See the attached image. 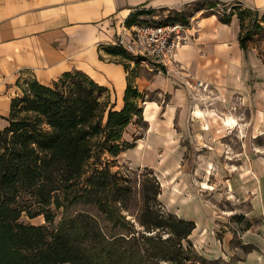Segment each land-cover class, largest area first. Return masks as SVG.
<instances>
[{"label": "crops", "instance_id": "0c3cea01", "mask_svg": "<svg viewBox=\"0 0 264 264\" xmlns=\"http://www.w3.org/2000/svg\"><path fill=\"white\" fill-rule=\"evenodd\" d=\"M236 4L251 13L253 22L264 24V0H0V92L1 85H9L21 71L28 72L27 75L42 85H49L63 73L76 70L107 89L110 104L114 110H120L127 77L124 64L131 62H110L100 53L110 57L105 52L107 47L129 41L128 30L133 25L127 27L125 21L138 18L149 21L147 23L173 21L188 25L187 33L191 38L186 45L167 54L166 67L161 69L152 64L154 68H146L150 77L135 79L139 91L163 96L166 101L162 104L156 99L146 101V104L154 105L149 118L145 115L144 103L142 117L147 129L143 137L136 139L131 150L146 142L150 132L156 131L159 124L155 127L153 119L157 118L162 127L178 135L182 149L180 170L193 158L182 174L188 176L187 184L191 185V179L197 178L198 172L202 173L204 169L197 168L198 157L206 155L209 144L217 160L226 161L228 154H219L218 145L224 147L219 134L233 132L224 124V118L234 119L237 114L231 110L235 99L238 98L243 107L251 105V98L257 92L256 85L264 84V57L249 44L250 39L247 48L242 49L237 16L232 15L228 23L219 19L222 10L228 12ZM98 46L102 50L99 51ZM245 94L247 102H244ZM11 99L0 116L3 121L0 128L7 125L5 119L9 115ZM196 112L200 114L196 115ZM237 125L244 134L246 125ZM171 142V137L165 141L166 145ZM201 147L208 151H201V154L198 151ZM156 148L159 153L163 152L161 145ZM243 148L240 154H244ZM246 159L247 163L253 164L252 158ZM172 187L177 189L176 181ZM160 188L162 194L161 185ZM188 195L192 194L185 189L183 196ZM256 195L252 193V197ZM194 196L199 194L195 192ZM163 204L168 209V205ZM201 208L206 216L207 209L211 210L203 204ZM178 209L176 206V213ZM261 211L264 214L263 208ZM181 220L193 222L197 235L204 229L203 226L197 229L195 219L183 217ZM218 222L213 214L212 231L207 235L210 246L204 248L203 259L210 264H264V224L259 226L263 229L257 237L247 236L250 232L243 236L245 246L250 244L253 249L245 254H235L229 248L231 236L217 239L215 226Z\"/></svg>", "mask_w": 264, "mask_h": 264}, {"label": "trees", "instance_id": "16d2710c", "mask_svg": "<svg viewBox=\"0 0 264 264\" xmlns=\"http://www.w3.org/2000/svg\"><path fill=\"white\" fill-rule=\"evenodd\" d=\"M232 15L240 22V45L246 49L250 34L243 33L250 26L256 27L257 22L237 4L219 19L228 23ZM132 21L133 18L126 20L125 25L132 26ZM167 23L175 22L158 24ZM105 52L110 57L141 61L114 46ZM127 65L124 64L127 77L120 110L110 104L108 90L81 71L65 72L49 85L21 77L16 81L17 87L21 81L24 84L18 87L21 96L11 99L7 125L0 128V264L190 261L181 255L190 251L189 236L195 229L191 221L158 214L146 206L138 224L144 232L154 234L129 239L134 242L132 249L120 245L125 242L122 236L112 235L109 240L102 226L111 219V203L122 190L115 174L110 173L112 160H103L102 156L106 153L112 159L132 149L136 139L132 144L125 142L123 133L131 123L145 124L139 103L144 102L146 93L134 84L137 76L129 77ZM154 183L158 185L156 180ZM74 206L80 208L67 214ZM59 210L61 220L52 227ZM23 213L30 219L43 216L47 226L19 223ZM162 232H168V237L162 239ZM98 249L102 254L99 263Z\"/></svg>", "mask_w": 264, "mask_h": 264}, {"label": "rangeland", "instance_id": "374dc122", "mask_svg": "<svg viewBox=\"0 0 264 264\" xmlns=\"http://www.w3.org/2000/svg\"><path fill=\"white\" fill-rule=\"evenodd\" d=\"M132 22H134L133 26L149 24L147 23L149 21L138 18L133 19ZM248 31L250 34L248 36L250 39L249 44L255 46L259 50L260 55L264 57V24H257L256 27L254 26L245 30L243 35H246ZM114 47L121 49L117 46ZM97 49L99 51L102 50L99 46ZM100 54L103 59L110 62L127 61L119 56L107 57L102 53ZM127 59L129 58L127 57ZM130 62L127 65L129 66V77H150L151 73L147 72L146 68H154L152 66L153 63L150 61L137 62L136 59L130 60ZM27 74L28 72H18L16 80L13 78L10 84H7L5 87L1 85L0 116L5 113L4 108L8 99L21 96V91L18 87L24 84L21 81L17 87L16 81L18 78H24L23 80L33 79ZM134 84L136 85V80H134ZM256 89L257 92L251 98V105L248 104L247 107H243L240 100L236 98L231 110L234 113L237 112V114H233L234 119L232 117L224 118V124L228 128L233 129V132H221L219 134V136H222L219 141H222L224 147L223 145H218L219 142L217 143L220 148L219 154H228L226 161L223 160L221 162V159L217 160L214 151L210 148V144L208 145L209 151L206 148H198L200 152H208L206 155L198 157L199 164L197 168L204 169L201 171L202 173L198 172L197 178L191 179V185L187 184V180H189L188 176L182 174L190 167L193 158L188 163L186 162L180 170L182 149L179 146L178 135L174 131L162 127L159 120L155 117L153 119L154 126L156 127L158 124L159 126L156 128V131H153L158 134H154L153 131L150 132L146 142L139 143L138 147L134 150L129 149L120 153L116 158L111 159L106 153L102 156L103 160H112L109 164L110 173L115 174L117 183L122 188L119 195H116L115 201L111 200L113 210L111 219L109 218L102 223V226L107 230H104V232L108 239L112 235L122 236L125 242H120V245L123 248L132 249L131 242L132 244L134 242L131 240L133 238L139 239L142 234L147 236L153 235L154 232L152 234L144 232L143 228L138 224L142 211L146 206H149L157 211L158 214L169 215L172 218L181 219L185 217L195 219L198 224L197 229H200L202 226L204 227L201 234L197 235V230L194 229L189 236L191 242L190 251L187 250L181 255V258L187 257L190 259L185 264H210L203 257L205 255L204 248L209 249L208 247L210 246L207 244V235L212 231L211 222L213 214L219 220L215 226V235L220 240L225 235L231 236L229 244L231 252L245 254L253 249V246L250 244L245 246L243 236L250 232L247 236L257 237L258 232L264 226V214L261 211V208L264 209V84L260 86L256 85ZM155 99L161 104L166 101L163 96L146 94L144 102H140L139 106L143 107L146 101ZM247 99L248 96L245 94L244 102H247ZM145 105V115L149 118L151 106L154 105L146 103ZM195 114L199 115L200 113L196 112ZM237 124L246 125L244 134L238 130ZM0 125L3 126V121L1 120ZM146 129V123L138 122L133 127L128 125L122 135V140L132 144L138 137H143ZM169 137L172 138V142L166 145L165 141ZM157 145L163 147L162 153H159L157 150ZM242 148L244 154H240ZM138 149L139 151H136ZM247 157L252 158L253 164L251 162L250 164L247 163ZM93 161L94 159L90 161L87 170L92 166ZM140 164L149 165L150 167ZM251 169L253 173H251ZM163 172L167 174L164 175L166 181L163 180L160 174ZM178 178H180V181H177ZM154 180L158 183L157 186ZM174 181L177 184L176 190L172 187ZM159 183L162 187V194ZM185 189H188L192 195L184 197L183 191ZM159 192L160 194H157ZM195 192L199 196H194ZM252 193H256L257 195L252 197ZM246 194H249V196ZM161 200L168 205V209ZM201 204L211 208L213 212L207 209L208 215L206 216L202 211ZM176 206H179L177 213L175 212ZM78 208L80 207L74 206L66 213L71 214ZM84 209L94 213L92 208L85 207ZM61 217L62 210H59L56 212L52 227H55L60 222ZM19 223L33 226L46 225L43 216L30 219L25 213L22 214ZM261 225H263L262 228L259 227ZM52 227L48 226L49 231L52 230ZM167 233H161L162 239L168 237ZM183 247L187 248V242L183 241ZM201 247L202 250L200 249ZM97 256L99 263L100 257L102 258L100 249L97 250ZM161 264L173 263H168L164 260Z\"/></svg>", "mask_w": 264, "mask_h": 264}, {"label": "built area", "instance_id": "2783aa9c", "mask_svg": "<svg viewBox=\"0 0 264 264\" xmlns=\"http://www.w3.org/2000/svg\"><path fill=\"white\" fill-rule=\"evenodd\" d=\"M228 12L222 10L219 15ZM187 29L188 25L180 22L141 24L128 30L129 41L127 43L119 41L115 46L139 58L140 62L150 61L162 69L166 67L167 54L186 45L191 38Z\"/></svg>", "mask_w": 264, "mask_h": 264}, {"label": "bare ground", "instance_id": "6f19581e", "mask_svg": "<svg viewBox=\"0 0 264 264\" xmlns=\"http://www.w3.org/2000/svg\"><path fill=\"white\" fill-rule=\"evenodd\" d=\"M162 174H163V175H167L166 172H163Z\"/></svg>", "mask_w": 264, "mask_h": 264}]
</instances>
